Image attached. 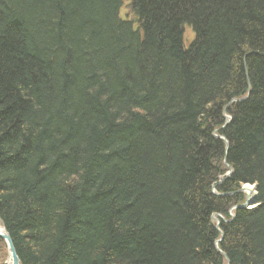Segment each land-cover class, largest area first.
<instances>
[{
  "label": "trees",
  "instance_id": "obj_1",
  "mask_svg": "<svg viewBox=\"0 0 264 264\" xmlns=\"http://www.w3.org/2000/svg\"><path fill=\"white\" fill-rule=\"evenodd\" d=\"M0 222L20 264H264V0H0Z\"/></svg>",
  "mask_w": 264,
  "mask_h": 264
},
{
  "label": "water",
  "instance_id": "obj_2",
  "mask_svg": "<svg viewBox=\"0 0 264 264\" xmlns=\"http://www.w3.org/2000/svg\"><path fill=\"white\" fill-rule=\"evenodd\" d=\"M227 174H229V172ZM222 180L223 179H220L217 184H219ZM245 185L243 184L240 187V189L238 190V191L245 192L244 202L235 205L233 208H250L249 205L254 203L253 199H255V197H256V190H255L256 185L255 184L252 185V188H254L253 192L251 191L250 188L246 187ZM212 188H215V186H213ZM230 215L233 218L232 213H230ZM213 218L216 222V226H218L219 219H222V217L220 215H214ZM0 239H2L4 241L5 246H6V250H7V259H6L5 263L6 264H20L18 255L15 251V248H14V245H13L12 240L10 238V235L8 234V232L6 231V229L4 228V226L2 224L0 226ZM220 240H221V238L217 239L215 241V244L217 245V243Z\"/></svg>",
  "mask_w": 264,
  "mask_h": 264
},
{
  "label": "rangeland",
  "instance_id": "obj_3",
  "mask_svg": "<svg viewBox=\"0 0 264 264\" xmlns=\"http://www.w3.org/2000/svg\"><path fill=\"white\" fill-rule=\"evenodd\" d=\"M126 13H127V9L126 8H122V10H121V14L122 15H126ZM183 29H185L184 31H185V34H184V36H183V40H184V44H185V46H187V44H189V42L193 39V31H192V28L189 26V25H185L184 27H183ZM244 185L246 184L247 185V187H249V185L250 186H252L253 184H255L256 185V183H243ZM242 184V185H243ZM245 185V186H246ZM255 190H256V186H255ZM242 192V191H241ZM245 195V194H244ZM253 202L254 203H252L251 205H249V207L250 208H253V207H255V205L257 204L256 202H255V199H253ZM250 208H247V209H250ZM6 259H7V255H6Z\"/></svg>",
  "mask_w": 264,
  "mask_h": 264
},
{
  "label": "bare ground",
  "instance_id": "obj_4",
  "mask_svg": "<svg viewBox=\"0 0 264 264\" xmlns=\"http://www.w3.org/2000/svg\"><path fill=\"white\" fill-rule=\"evenodd\" d=\"M246 187H247V185H246ZM248 188H250V189H251V191L253 192L254 188H252V186H250V185H249V187H248ZM0 226H1V223H0Z\"/></svg>",
  "mask_w": 264,
  "mask_h": 264
}]
</instances>
